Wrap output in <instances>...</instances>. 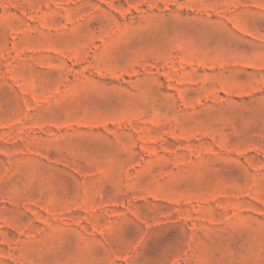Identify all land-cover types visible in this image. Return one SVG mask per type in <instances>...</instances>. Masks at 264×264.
<instances>
[{
  "label": "rangeland",
  "instance_id": "1",
  "mask_svg": "<svg viewBox=\"0 0 264 264\" xmlns=\"http://www.w3.org/2000/svg\"><path fill=\"white\" fill-rule=\"evenodd\" d=\"M0 264H264V0H0Z\"/></svg>",
  "mask_w": 264,
  "mask_h": 264
}]
</instances>
